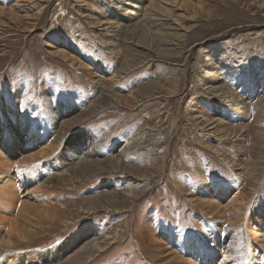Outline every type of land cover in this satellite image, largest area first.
I'll list each match as a JSON object with an SVG mask.
<instances>
[{"label":"rangeland","instance_id":"rangeland-1","mask_svg":"<svg viewBox=\"0 0 264 264\" xmlns=\"http://www.w3.org/2000/svg\"><path fill=\"white\" fill-rule=\"evenodd\" d=\"M7 104L55 142L19 137L12 161L40 162L14 191L22 211L0 206V264H81L105 235L84 264H213L229 242L264 264L247 237L264 208V0H0Z\"/></svg>","mask_w":264,"mask_h":264},{"label":"bare ground","instance_id":"bare-ground-1","mask_svg":"<svg viewBox=\"0 0 264 264\" xmlns=\"http://www.w3.org/2000/svg\"><path fill=\"white\" fill-rule=\"evenodd\" d=\"M49 131L53 132V129L48 127L44 117H38L37 119L31 121L29 116H27L25 113H20L17 107L11 104H7L3 106V109L0 112V206L9 208V207H16L19 205L17 204L18 197L16 196V193H14V191H16L18 185L20 184L25 185L28 182V180L31 178L29 174L30 173L33 174L36 171L37 166L35 165L38 162H40L34 159L33 157H31L30 155L28 156V158H25V160H23L22 161L23 163L21 164L20 163L16 164L15 162L12 161L13 160L12 157L13 155L15 156L17 151L16 147H17V142L19 141V137L23 136V132L26 134L25 137H29V138L32 137L31 140H27L25 142L28 144L33 143L32 141L37 138L36 141H39L41 145L39 147V152L42 154L44 151L48 150L49 148H54V142H55L54 139H48L47 137H45L44 134V132L51 133ZM22 143H24V141ZM86 148L90 152L89 154H86L89 155L88 157L89 160L87 159V161H91V156L94 155L95 152L92 151L91 147L89 148L86 147ZM51 178L52 176L48 177L46 180L43 179L41 182L37 181L39 183L36 184V188L42 190L44 188L50 187L52 184ZM224 191H228V188L223 184L218 183V181H214L212 183V187H210L209 185H204L203 187V195L209 199L208 201L210 204H214L215 206L219 205L221 198L225 195L222 193ZM34 192L37 191L35 189L31 190L32 194H30V197L33 198ZM134 197L135 195L130 196L129 199H133ZM67 204L68 203L61 200L60 201L52 200L47 202L48 208L52 209L54 214H57L59 210H63V209L65 210V206H67ZM25 205H26L25 201L22 200L19 205V209L21 210V208L24 207ZM89 229L90 227H85L83 232H86ZM18 232L19 231H17V234L20 235V233ZM247 237L251 239L250 240L251 243L254 242L258 244L257 247L258 248L260 247L259 250H264V208L256 209L248 217ZM108 238L109 237L107 235L99 238L92 237L93 240L91 239L92 241L89 242L88 245L84 247V250H86L87 255L86 257L79 260V263L84 264L85 262L90 260L94 255L106 250L109 243L111 244L113 242V241L108 242ZM157 238L159 239V237ZM157 238H154L155 240L153 239L154 242L158 241ZM9 239L10 236L8 235V240ZM2 240H3L2 243H0V255L4 256L5 253L10 252L11 250L10 248L12 245L9 243L10 241L8 240L6 241L4 239ZM165 241H166L164 242L165 244H170V240L167 239V236H165ZM226 249L227 251L226 252L224 251L221 260L215 261L213 264H239L237 259H234L233 257V255L235 254L234 253L235 246L231 242H229ZM195 251L197 253H203V249L201 248H196ZM54 254L55 251L51 250L45 256L46 257L53 256ZM78 255L79 253L76 254L74 258L70 257L69 258L70 262L68 261L69 262L68 264H73ZM1 258L2 257H0V259ZM189 264H197V263L196 261H193V263L189 261ZM203 264H211V262L209 260H204Z\"/></svg>","mask_w":264,"mask_h":264}]
</instances>
